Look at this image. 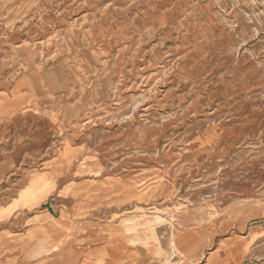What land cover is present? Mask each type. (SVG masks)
<instances>
[{"label":"rangeland","instance_id":"1","mask_svg":"<svg viewBox=\"0 0 264 264\" xmlns=\"http://www.w3.org/2000/svg\"><path fill=\"white\" fill-rule=\"evenodd\" d=\"M86 199L141 261L264 263V0H0V264Z\"/></svg>","mask_w":264,"mask_h":264},{"label":"crops","instance_id":"2","mask_svg":"<svg viewBox=\"0 0 264 264\" xmlns=\"http://www.w3.org/2000/svg\"><path fill=\"white\" fill-rule=\"evenodd\" d=\"M67 192L65 188L64 193ZM125 198L119 196L116 206L125 202ZM100 212L99 202L94 199L78 203L69 217L65 213L54 217L47 210L42 214V219L49 222L40 230L28 232L25 237L24 243L32 246L26 257L45 258L51 252L50 264H152L147 258L141 261L136 251L140 242L129 245V236L121 235L120 224L99 225L96 217ZM181 234L191 235L183 247L194 248L191 256L180 258L175 252V257H168L166 264H264L253 259L245 241L226 239L214 244V240L195 224ZM39 247L47 252L34 254ZM157 254L154 264H165L157 259Z\"/></svg>","mask_w":264,"mask_h":264},{"label":"bare ground","instance_id":"3","mask_svg":"<svg viewBox=\"0 0 264 264\" xmlns=\"http://www.w3.org/2000/svg\"><path fill=\"white\" fill-rule=\"evenodd\" d=\"M132 227V226H131ZM131 227H129V228H125V227H123L122 229H124V233H126L125 235H128L129 236V239H128V244L130 245H134V244H136V243H138V242H140V239H139V237L137 238V236L136 235H134V233H133V231L131 230ZM43 249L41 248V247H39L36 251H35V253L34 254H40L41 252L43 253ZM44 252H47V251H44ZM42 255V254H41Z\"/></svg>","mask_w":264,"mask_h":264}]
</instances>
